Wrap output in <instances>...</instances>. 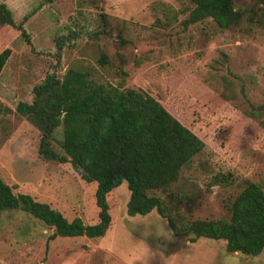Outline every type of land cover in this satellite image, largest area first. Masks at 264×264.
I'll use <instances>...</instances> for the list:
<instances>
[{"label":"rangeland","instance_id":"obj_1","mask_svg":"<svg viewBox=\"0 0 264 264\" xmlns=\"http://www.w3.org/2000/svg\"><path fill=\"white\" fill-rule=\"evenodd\" d=\"M28 43L0 28V179L67 220L97 221L94 183L68 163L42 160L39 134L14 113L31 101L47 73L84 71L95 83L156 100L204 144L169 189L189 198L185 219H228L244 180L264 191V4L232 0L237 22L219 29L210 19L183 24L185 0H0ZM103 16V17H102ZM74 33V36H72ZM57 39L61 40L59 52ZM58 55V59L55 55ZM101 56L106 59L100 63ZM223 95V96H221ZM60 128L54 132L60 140ZM56 149V145H54ZM125 182L107 194L110 225L97 239L57 238L20 211L0 219L1 264H264L224 251V241L174 236L154 211L129 216ZM162 229L165 232H162ZM133 264H141L134 261Z\"/></svg>","mask_w":264,"mask_h":264},{"label":"trees","instance_id":"obj_2","mask_svg":"<svg viewBox=\"0 0 264 264\" xmlns=\"http://www.w3.org/2000/svg\"><path fill=\"white\" fill-rule=\"evenodd\" d=\"M185 1L190 7L183 24L210 19L219 29H227L240 16L232 0ZM1 27L9 38L18 36L28 43L22 24L13 21L3 4ZM57 42L59 52L61 40ZM8 55V49L0 52V71ZM55 57L58 59L57 53ZM105 62L101 56L100 63ZM14 113L38 132L40 159L68 163L82 181L95 184L97 221L91 225L78 218L67 221L47 204L27 194L13 193L15 187L1 179L0 219L4 212H23L51 229L47 241L55 237L97 239L110 225L107 194L125 182L129 216L154 211L174 236L190 243L199 238L222 240L227 253L255 256L263 249L264 191L252 182L243 181L229 204L227 220L185 219L180 213L189 198L179 191L171 194L169 189L204 144L149 95L98 84L86 72L68 69L61 78L45 74L31 88V101L18 102ZM57 128L61 130L60 140L53 137Z\"/></svg>","mask_w":264,"mask_h":264},{"label":"clouds","instance_id":"obj_3","mask_svg":"<svg viewBox=\"0 0 264 264\" xmlns=\"http://www.w3.org/2000/svg\"><path fill=\"white\" fill-rule=\"evenodd\" d=\"M235 11V9H234ZM162 232H165L163 229H162ZM145 256L144 255H137L133 258V260H131L129 262V264H133L134 261H141V264H143L144 260H145ZM228 264H231V262L229 261Z\"/></svg>","mask_w":264,"mask_h":264}]
</instances>
